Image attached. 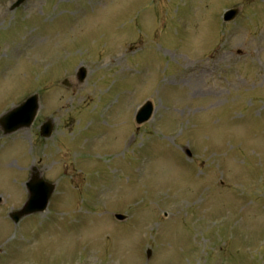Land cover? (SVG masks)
<instances>
[{
  "label": "rangeland",
  "instance_id": "1",
  "mask_svg": "<svg viewBox=\"0 0 264 264\" xmlns=\"http://www.w3.org/2000/svg\"><path fill=\"white\" fill-rule=\"evenodd\" d=\"M15 1L0 116L44 94L34 126L0 132V264H264V0ZM31 166L56 188L14 225Z\"/></svg>",
  "mask_w": 264,
  "mask_h": 264
},
{
  "label": "water",
  "instance_id": "2",
  "mask_svg": "<svg viewBox=\"0 0 264 264\" xmlns=\"http://www.w3.org/2000/svg\"><path fill=\"white\" fill-rule=\"evenodd\" d=\"M236 15V12H230L225 19L229 21L233 19ZM38 110V100L37 97H32L25 101L19 108L14 110L13 112H9L5 115L1 120L0 124L5 130L6 133H10L22 127H29L33 122L35 115ZM152 106L150 103H146L140 110V112L136 116V123L138 125L146 122L151 115ZM51 124H46L41 129V134L44 137H48L51 134ZM31 199L25 210H23L16 219L19 217L26 215L33 211H42L45 209L48 198L53 191V186H49L47 183L38 178V176H34L32 180L27 185ZM119 220H123V217H117Z\"/></svg>",
  "mask_w": 264,
  "mask_h": 264
},
{
  "label": "bare ground",
  "instance_id": "3",
  "mask_svg": "<svg viewBox=\"0 0 264 264\" xmlns=\"http://www.w3.org/2000/svg\"><path fill=\"white\" fill-rule=\"evenodd\" d=\"M205 70H206V69H205ZM207 70H208V69H207ZM207 70H206V71H207ZM208 71H209V70H208Z\"/></svg>",
  "mask_w": 264,
  "mask_h": 264
}]
</instances>
